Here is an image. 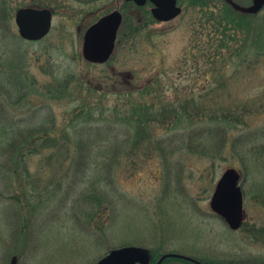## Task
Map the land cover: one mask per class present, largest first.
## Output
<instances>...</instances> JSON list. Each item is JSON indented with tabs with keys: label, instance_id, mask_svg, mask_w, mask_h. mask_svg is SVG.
I'll list each match as a JSON object with an SVG mask.
<instances>
[{
	"label": "rangeland",
	"instance_id": "rangeland-1",
	"mask_svg": "<svg viewBox=\"0 0 264 264\" xmlns=\"http://www.w3.org/2000/svg\"><path fill=\"white\" fill-rule=\"evenodd\" d=\"M248 2L229 0L232 5ZM27 5L54 9L46 38L30 41L19 35L15 14ZM181 5L180 15L161 22L152 19L150 4L140 8L124 0H0V264L11 259L17 264H97L122 245L161 247L220 264L264 260V57L257 61L249 38L245 48L252 65L238 71L239 58L229 50L219 56L215 44L207 50L194 46V9ZM114 10L124 18L114 53L104 63L85 60V31ZM220 79L227 81L221 86L223 101L231 92L242 103L257 102L258 110L230 130V138L246 139L241 155L228 149L212 166L209 159L178 151L168 180L158 150L129 145L116 150L115 128L107 137L83 133L81 138L96 142L81 156L74 132L82 127L72 125L82 123L74 121L82 109L89 123L118 127L123 108L132 109L142 98L156 108L210 90ZM42 124L53 138L49 147L32 145L37 150L19 152L11 145L23 126ZM164 126L155 122L153 134L173 132ZM12 151L25 154L28 165L10 164ZM178 160L184 164L179 182ZM231 166L242 174L247 215L239 230L230 229L210 206L218 179ZM110 173L113 183L107 185ZM77 177L84 179L73 185ZM92 189L110 191L117 209L104 203L100 216L95 202L73 206Z\"/></svg>",
	"mask_w": 264,
	"mask_h": 264
},
{
	"label": "trees",
	"instance_id": "trees-1",
	"mask_svg": "<svg viewBox=\"0 0 264 264\" xmlns=\"http://www.w3.org/2000/svg\"><path fill=\"white\" fill-rule=\"evenodd\" d=\"M179 2L185 8H193L196 14V16L194 14V20H197L193 21L192 18V23H190L191 39L193 40L194 46L198 48L206 46L203 48L207 50L209 47L214 48L213 44H215L217 48L216 53L219 56H221L223 50H229L232 57L235 54L239 58L237 64L238 71H241L245 66L250 67L252 65L250 59H248L250 55L245 48V43L249 38H251V45L255 51L257 61L264 57V0H249L245 5L239 3L232 5L229 3V0H179ZM138 7L143 8L141 6ZM150 15L155 21L151 12ZM232 43L236 46L233 47ZM186 50V55H184L188 58L187 54L191 53L190 49ZM13 77L16 76L13 75ZM14 80L17 81L16 78ZM225 84H227V81H221L220 79L218 85L212 87L210 90L203 89L197 95L192 94L184 98H176L171 102H160L156 108L154 106L157 104L151 102L152 100L149 103L146 99L143 100L142 98L132 109L123 108L120 117L124 119V122L122 121L123 125L118 127H114V125L106 128H102L100 125L95 126L89 123L91 120L85 118L83 114L84 109H82V112L74 118V121L83 119L81 121L83 124L77 122L75 125H72L75 127L74 129L82 127L74 132L77 137L80 136L76 138V142L77 147L81 151V156H86L84 152L88 150L90 144L96 142H87L86 139L81 138L83 133L93 134L95 132L100 136L106 135L107 137L111 133H114L115 128L118 130L115 131V137L118 138L117 145L114 146L116 150H121L122 147L128 145L131 148H142L141 150H146V152L150 149L158 150L165 160L168 180H171L169 175H171L174 165L171 159L176 157V152L178 151H186L189 154L209 159L212 166L215 165L218 159L226 157L228 149L233 155H241V148L246 139L244 140V137L240 135L230 138V130H234L239 124L245 123L246 116L258 110L256 107L257 102L251 99L242 103L239 98L231 95V92H229L228 101H223L221 86ZM5 90L8 91L6 88ZM208 95L210 96L209 98ZM155 122L165 125L164 128L168 130L173 129V132L165 136H155L152 131V126ZM79 124L82 125L76 127ZM48 128L47 124H42L39 127L23 126L18 133V139H14L11 145L17 146L19 152L25 148L37 150L35 148L37 145L47 148L51 145L50 142L53 141ZM80 132L82 135H78ZM69 139L66 147L71 145L72 139ZM103 143L105 145L108 141H103ZM32 145L36 146L32 147ZM110 145L108 144L109 148L107 149H110ZM63 146L65 147V144ZM9 155L11 156L9 159L10 164H16V168L28 165L25 154L20 155L12 151ZM243 155H246V153ZM117 157V154L111 157L113 161L108 164L110 168L113 163L117 162ZM175 164L180 168L176 178L179 182V176L182 172L181 168H183L184 164L182 160H178ZM80 173L77 174L80 175ZM109 176L110 179L107 185L113 183V174L111 175L110 173ZM83 179V177H77V181L73 179L74 182L72 184L75 185L76 182L80 183ZM81 194L79 196L81 199H77L74 202V207L77 206L76 203L82 202L83 200H85V203L95 202L94 206L96 204L98 205V208H95L96 212L100 216L104 212V203H108L107 207H110L111 210L117 209V205L112 202V198L110 197V191L109 195L104 190L98 191V189H95V191L94 189L92 191L89 190V193H83V196ZM145 249L152 256V260L155 261L166 252L161 247H147ZM113 250V248L110 249L105 255ZM13 253L17 252L14 251ZM16 255L12 254L13 257ZM192 256L206 264H220L218 261H213L205 257ZM173 261H179V263L181 262L180 264H195L190 260L173 257L166 258L163 264H172ZM231 261L234 262V260ZM9 264L17 263L11 259Z\"/></svg>",
	"mask_w": 264,
	"mask_h": 264
},
{
	"label": "water",
	"instance_id": "water-1",
	"mask_svg": "<svg viewBox=\"0 0 264 264\" xmlns=\"http://www.w3.org/2000/svg\"><path fill=\"white\" fill-rule=\"evenodd\" d=\"M144 5L147 0H133ZM153 15L160 21H169L181 14L183 8L178 0H150ZM53 12L50 8L23 7L16 12V22L21 36L26 39L39 40L46 36L52 27ZM122 13L114 10L93 23L85 33L83 56L85 59L103 63L107 61L115 49L118 29L122 23ZM240 171L228 167L218 179L210 200V206L227 222L231 229H239L246 219L244 195L239 183ZM167 257H178L199 264V260L176 252H168L161 256L157 264ZM148 254L135 246H124L113 250L103 257L98 264H138L148 261Z\"/></svg>",
	"mask_w": 264,
	"mask_h": 264
},
{
	"label": "flooded vegetation",
	"instance_id": "flooded-vegetation-1",
	"mask_svg": "<svg viewBox=\"0 0 264 264\" xmlns=\"http://www.w3.org/2000/svg\"><path fill=\"white\" fill-rule=\"evenodd\" d=\"M124 1H126V0H124ZM127 3L128 2H131V1H126ZM153 5V4H152ZM27 6H31V5H27ZM22 7H26V6H22ZM31 7H38L37 5L36 6H31ZM19 8H21V7H19ZM18 8V9H19ZM17 9V10H18ZM52 9V11H54V9L53 8H51ZM200 262H202L201 260H199ZM158 263V261H155V260H148L146 263H143V264H157ZM202 263H204V262H202ZM138 264H140V263H138ZM161 264H163V263H161ZM195 264H199V263H195ZM205 264V263H204ZM241 264H264V260H261V261H254V262H246V261H242L241 262Z\"/></svg>",
	"mask_w": 264,
	"mask_h": 264
}]
</instances>
